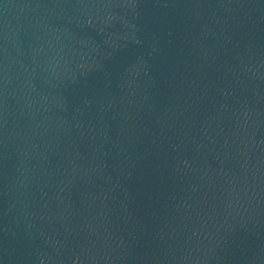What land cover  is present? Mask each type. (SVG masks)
<instances>
[{
	"label": "water",
	"instance_id": "obj_1",
	"mask_svg": "<svg viewBox=\"0 0 264 264\" xmlns=\"http://www.w3.org/2000/svg\"><path fill=\"white\" fill-rule=\"evenodd\" d=\"M0 264H264V0H0Z\"/></svg>",
	"mask_w": 264,
	"mask_h": 264
}]
</instances>
